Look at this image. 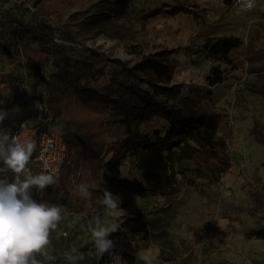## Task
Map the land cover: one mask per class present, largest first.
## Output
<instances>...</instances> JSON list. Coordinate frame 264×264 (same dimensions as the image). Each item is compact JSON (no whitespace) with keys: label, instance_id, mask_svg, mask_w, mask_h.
I'll list each match as a JSON object with an SVG mask.
<instances>
[{"label":"rangeland","instance_id":"1","mask_svg":"<svg viewBox=\"0 0 264 264\" xmlns=\"http://www.w3.org/2000/svg\"><path fill=\"white\" fill-rule=\"evenodd\" d=\"M30 1L32 11H38L44 19L38 6L40 0ZM54 1L64 12L58 34L63 37L71 32L76 41L71 45L76 53L85 57L94 55L110 63L117 60L133 68L143 55L170 51L177 68L169 86L192 84L206 88V75L212 67L206 58L207 40L232 38L247 42L250 29L258 27L264 17V0H254L253 9L247 12L227 7L223 0H73V5L68 0ZM93 4L96 8L87 11ZM164 5L195 7L205 18L196 19L184 13L168 17L158 10ZM12 6L13 2L8 1L0 5V10ZM154 11L157 15L151 16ZM89 19L93 21L94 30L102 32L100 35L88 32ZM25 21L31 23V16L26 14ZM60 38L57 39L61 42ZM261 46L264 49V40ZM130 48H134L133 53ZM6 56L4 53L3 59ZM3 68L6 69V65ZM48 70L51 72L55 68ZM15 71L17 67L10 66L9 71L3 73L13 77L11 72ZM259 75L250 69L233 72L212 88L207 101L214 112L221 113L229 121L233 131L229 140L233 166L219 185L206 195L194 188H184L173 198L166 199L133 187L124 188L107 178L108 171L104 170L103 185L119 198L120 208L125 212L119 217H107L97 203L103 190L84 181L92 197L85 200L80 196L77 186L81 184V171L73 170V164L65 169L63 178L55 179L46 199L45 195L37 199L63 208V218L51 235L44 259L49 264H71L65 259V253L79 251L85 257L76 264H111L107 253L102 257L96 253L87 231L88 222L100 216L105 224L118 226V231L110 234L109 239L116 243L114 252L127 264H144V255L150 256L153 264H264V240L245 237L249 230L264 226V167L261 165L264 144L258 143L252 135L254 128L264 132V99L244 91L246 85L258 81ZM109 79L107 75L99 81L87 79L83 83L100 89ZM143 88L150 90L147 83ZM151 129H159L164 135L168 125L165 120L158 119L142 125L143 131ZM120 135L121 131L112 126L107 129L106 139L110 141ZM112 155V152L106 154L105 163ZM128 160L126 152L120 160L124 181L130 171ZM2 176L11 182L14 174L6 171ZM65 192L71 196H66ZM72 197L87 203L89 214H73L68 206ZM49 199L56 202L51 203ZM48 256L55 259L49 260Z\"/></svg>","mask_w":264,"mask_h":264},{"label":"trees","instance_id":"2","mask_svg":"<svg viewBox=\"0 0 264 264\" xmlns=\"http://www.w3.org/2000/svg\"><path fill=\"white\" fill-rule=\"evenodd\" d=\"M8 1H12L13 6L0 10V62L4 53H23L34 61L37 84H47L50 109L63 123L73 170L81 171L80 183L88 181L104 190L106 176L102 172L107 170V178L124 188L133 187L166 199L173 198L184 188H194L206 195L221 183L233 166L229 144L233 131L229 121L214 112L207 101L212 88L224 82L228 75L249 69L260 75L258 81L246 85L244 91L264 99V49L261 46L264 17L258 27L250 29L247 42L232 38L207 40L206 58L212 67L206 75L207 87L199 88L192 84L169 86L177 68L170 51L143 55L133 68L117 60L110 63L94 55L85 57L76 53L71 45L76 43L71 32L63 37L58 34L64 12L54 0L38 2L44 19L29 7L30 0H0V5ZM68 1L75 4L73 0ZM223 2L227 7L233 6V0ZM94 8L93 4L87 11ZM158 10L168 17L184 13L196 19L205 18L195 7L164 5ZM26 14L31 16V23L25 21ZM86 29L96 35L102 33L94 30L91 19ZM58 37H61L60 43L55 41ZM129 51L133 53L134 48ZM50 67L55 70L50 72ZM107 75L110 79L100 89L83 83L87 79L99 81ZM9 80L0 70L1 89ZM145 83L150 90L143 88ZM1 89L0 109L5 111L6 119L0 129L7 132L27 119L30 112L11 100L3 103ZM155 119L165 120L168 125L164 135L159 129L142 130L143 124ZM112 126L120 130L121 135L108 141L106 132ZM252 135L258 143L264 144V132L254 128ZM109 152L113 155L105 163ZM126 152L130 171L124 181L120 160ZM261 165L264 167V162ZM64 175L65 168L60 177ZM0 179H3L2 173ZM51 189L42 191L38 198L45 195L46 199ZM65 194L71 196L69 192ZM49 201L56 202L55 199ZM68 206L75 215L89 214V205L78 197H72ZM245 237L264 240V226L249 230ZM36 258L41 264H49L43 255Z\"/></svg>","mask_w":264,"mask_h":264},{"label":"clouds","instance_id":"3","mask_svg":"<svg viewBox=\"0 0 264 264\" xmlns=\"http://www.w3.org/2000/svg\"><path fill=\"white\" fill-rule=\"evenodd\" d=\"M254 0H233V8L242 12L251 11ZM22 88L25 89L23 85ZM6 119V113L0 109V124ZM23 127V125L21 126ZM36 144L31 139L20 140L9 136L0 129V173L11 171V182L0 179V264H41L37 255H47L51 244V235L58 229L62 220L63 208L60 205H48L33 199V190L41 193L47 186L55 183L54 176L48 171L32 175L27 172V165L33 155ZM23 177V178H22ZM78 192L85 200H90L92 193L89 185L81 183ZM107 217H119L125 212L120 208L118 197L107 189L97 199ZM96 253L102 257L107 253L111 264H127L119 254L114 252L116 243L109 239L110 234L118 231L115 223L105 224L100 216H94L87 226ZM85 254L77 251L65 253V259L71 264L84 259ZM54 260V256H48ZM144 264H153L148 255L142 257Z\"/></svg>","mask_w":264,"mask_h":264},{"label":"built area","instance_id":"4","mask_svg":"<svg viewBox=\"0 0 264 264\" xmlns=\"http://www.w3.org/2000/svg\"><path fill=\"white\" fill-rule=\"evenodd\" d=\"M56 42L59 43L60 40L56 39ZM4 65L6 69L3 68ZM10 66H16L17 71L11 72L14 76L2 85L1 101L4 103L11 100L16 104L24 105L29 110L30 116L16 128L5 133L20 140L31 139L36 144V148L27 165V172L32 175L39 174L45 171L44 165L47 164L48 171L53 174L55 180L60 177L64 168L73 167L63 136V124L51 112L47 84H37L32 61L23 53L11 54L0 62V70L8 72ZM16 72L19 73V77ZM53 185L47 186L46 189ZM38 194L40 193L34 189L33 199L37 200Z\"/></svg>","mask_w":264,"mask_h":264}]
</instances>
